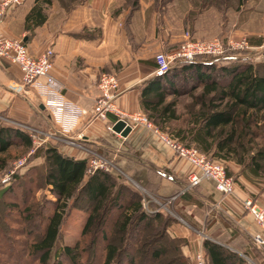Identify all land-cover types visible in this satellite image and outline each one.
I'll list each match as a JSON object with an SVG mask.
<instances>
[{"label":"trees","instance_id":"trees-1","mask_svg":"<svg viewBox=\"0 0 264 264\" xmlns=\"http://www.w3.org/2000/svg\"><path fill=\"white\" fill-rule=\"evenodd\" d=\"M83 1L64 2L69 9ZM140 1L130 0L131 7L136 10ZM51 4L52 0H35L26 16L28 30L46 22L47 9ZM24 41L27 43V40ZM238 52L228 50L223 57L200 55L194 61L176 60L168 71L158 73L144 84L141 89V107L156 126L161 125L160 128H163L178 118L177 101H167V97L189 93L202 86L203 92L199 98L203 100L204 108L197 117L198 124L187 130L179 129L168 134L186 146H198L211 160L236 162L260 175L264 173V150L261 147L249 152L244 139L247 132H239L237 122L240 120L246 126L250 123L259 124L264 119V62L254 65L249 61L250 56ZM209 96L211 101L218 97L219 103L209 101L205 105V99ZM16 146H20L23 153H28L35 147L33 138L26 129L4 125L0 119V173L12 169V161L16 156L10 154H14L13 149ZM37 158L44 161L33 164ZM27 164V171L22 173L17 170L2 181L0 203L7 202L5 205L10 212L17 211L22 216L23 229L33 237L31 241L25 240V244L31 249L32 260L38 259L39 264H49L68 208L71 204L76 206L79 200L85 198L90 206L85 209L88 215L82 238L89 237L94 241L98 239L93 233L98 229V223L106 212L109 228L106 234L111 231L119 237V242L113 243L102 232V256L100 259L96 257L94 263L98 259L99 264H121L124 249L135 252L147 238L150 239L149 242H154L159 237H166L176 244L177 254L165 264H191L183 251L188 243L187 239L172 237L169 232V228L177 221L162 211L147 210L144 206V195L128 185L126 179L103 169L90 174L87 158L69 156L52 144L37 147L29 156ZM148 167L149 174L159 172L152 165ZM226 169L232 175L229 167ZM149 177L146 187L158 195L155 186L151 184L153 177ZM24 180L28 187L24 191L23 205L8 202L7 196L16 189L22 190ZM180 180L183 189L188 186L187 178ZM45 187L55 199L37 201L34 194ZM186 192L187 190L184 194ZM151 230L160 235L157 238L155 235H146ZM81 243L78 241L74 245H66L58 252V257L72 263L78 262L85 251L81 248ZM202 249L207 264H253L245 256L255 264H264V247L255 243L244 250V255L209 238L204 239ZM164 253L163 246L153 249L150 257L158 260ZM129 264H135V260L132 258Z\"/></svg>","mask_w":264,"mask_h":264},{"label":"crops","instance_id":"crops-1","mask_svg":"<svg viewBox=\"0 0 264 264\" xmlns=\"http://www.w3.org/2000/svg\"><path fill=\"white\" fill-rule=\"evenodd\" d=\"M64 1L52 0L46 22L28 30L26 16L35 0H27L9 10L0 24V34L26 39L30 52L36 56L52 49V73L64 86L66 98L79 106L93 109L99 95L100 74L107 71L116 73L119 78L117 107L125 112L143 111L141 89L160 73L155 54L176 49L182 38L178 27L169 25L168 17L165 24H160L149 0H141L136 10L131 7L130 0H84L69 9ZM41 105L35 92L24 89L20 67L0 60V119L4 125L42 128L40 114L48 115L49 112L41 109ZM49 119L52 120L50 114ZM114 120L115 116L110 115L108 120L83 123L74 133L76 145L60 137L48 142L78 159L87 158V149L106 150L114 155V159L120 156L115 168H124L140 186H146L151 175V184L161 198L181 191L179 194L184 196L176 207H179V218L185 224L176 222L169 232L188 240L183 249L191 259L202 249L205 238L227 246L228 237L232 238L229 247L242 252L247 245L236 236L237 233L244 239L263 235L254 217L245 210L243 201L251 197L264 206V188L240 177L235 193L224 197L215 189L213 181L205 179L197 188H190L184 194L180 179L189 181V175L196 172V167L179 157L157 133L142 125L133 126L126 137L114 134L109 129ZM80 132L82 138H78ZM39 159L33 164H41L43 159L36 160ZM148 165L158 168L159 172L149 174ZM228 166L235 172L236 165L230 162ZM221 216L229 219L239 231L227 225L219 228ZM210 218L216 219L212 226L207 225ZM223 234L227 239L221 238Z\"/></svg>","mask_w":264,"mask_h":264},{"label":"rangeland","instance_id":"rangeland-1","mask_svg":"<svg viewBox=\"0 0 264 264\" xmlns=\"http://www.w3.org/2000/svg\"><path fill=\"white\" fill-rule=\"evenodd\" d=\"M149 1L151 2V10L152 12L156 13L160 24L161 23L165 24V18L168 17L170 23L169 25L172 24L175 27H178L182 38L176 44L175 48H178L179 45L185 42L184 40L185 33L189 31L190 32L189 37L192 41H196V40L208 41L209 39L218 38L223 41V43L226 45L227 50L239 51L238 53H244L245 55L250 56L249 61L254 65L260 62L261 63L264 62V0H149ZM258 39L260 42L257 41ZM232 40L234 42H242V41L248 42V48L229 49V44H230L229 42ZM257 42H259L260 44H257ZM257 51H262V52L258 53ZM61 86L63 87V93L65 94L64 86L62 84ZM186 89L190 91L189 88ZM202 90L203 88L202 86H200L195 91H191L189 93H185L177 96L169 95L167 97V101H170L172 99H175L177 101L176 110H177L178 118L172 121L171 123L165 125L163 128L162 127L160 128L161 125L156 126L155 123L150 118L149 120L152 121L153 124L158 129H160V131L169 134L174 133V131L176 132L179 129L187 130L188 128L192 127L194 124H198L197 117L200 113H202V110L204 108V106L202 105L203 100L199 98V95L202 94L203 92ZM210 98L211 96L205 99V105L206 103H209V101L210 102L213 101V103H219L218 97L212 101L210 100ZM40 118H41L40 127H42L39 128L40 130H43L45 131V133H47L55 127L53 120L49 119V114L47 115V113H42L40 114ZM237 127L239 132L241 131L247 132L244 139H245V145L248 147V149H250L249 151L250 153L252 151H256V149L261 147L264 150V119L259 124L250 123L247 124L246 126L243 124V122L239 120L237 122ZM245 127H247L248 129L246 130ZM47 144L50 143L47 142ZM192 146L198 148V146L194 144ZM13 150H14V154H10L11 156L12 155L16 156L15 160L13 161L11 160L13 166L17 161L27 158L26 164L21 168L24 170L19 169V172L21 170V172L24 173L29 168L27 162L30 156L28 154L31 152V150L28 153H23V149L20 146H16ZM99 151L108 160H110V162L114 164V166L116 165L117 162L116 159H119L120 156H117V158L114 159L113 158L114 155H112L108 151L107 152L106 150L102 151L101 149H99ZM17 156H21V157L18 158ZM36 161H40V159L35 160L33 163H35ZM219 162H222L226 167H229L228 163L230 162L227 163L223 161H219ZM232 163L236 165L235 172L231 171L232 172L231 176L234 177L235 184L239 180V178L242 177L248 182L264 188V173L260 175H256L250 169H247L245 166H241L236 162H232ZM10 171L0 173V190L2 189L1 186L2 181L7 178L6 175L9 174ZM109 172H113L114 174L118 175V177H122L126 179L128 185L139 190L144 195V206L147 210L162 211L163 213L173 217L175 221L184 223V221H182V219H180L178 215L180 213L179 207H176V205L181 201V199H183L182 197L184 196L183 193L179 194L181 191L179 193H175L172 196L170 195V197L161 198L158 195H155L146 186L138 185L133 179H131L132 178L131 175H129V173H127V171L124 168H122L121 170L113 168ZM26 187H28V183L24 180L22 190L16 189V191H14L12 194L7 196L6 198L7 201L11 203L13 202L23 205L22 200H24L23 197L25 195L24 191ZM183 187L184 186H182V188ZM195 188H197V186H195ZM189 189L190 188L187 189V192L185 194L189 192ZM183 191L185 192L186 189H184ZM34 195L37 201L40 200L42 202L47 199H55V197L50 193L47 187L40 189ZM5 203L4 204L0 203V264H39L38 259L32 260L33 256L31 253V249L28 247V245L25 244V240L29 239V241H31L33 237H31V234L26 233L25 232L26 230L23 229L24 222L22 220V216H20V213L18 214L17 211L10 212V209L6 207ZM89 206L85 198L79 200L76 206H73L72 204L70 205V208H68L66 216L64 217V221L60 230L59 239L54 249L52 250V255L49 264H56L57 262L58 264H97L98 259L95 263H94V259L96 257L97 258L99 257L100 259L102 256L104 241L103 239H101V237L103 233L105 234L104 235L105 237L106 236L109 237V240L111 242L113 243L119 242V237L117 233L111 232L109 230L110 232L106 234V232L109 229L107 225L108 223L107 212L100 219L98 223V229L95 230L93 233V235L96 236L98 239L94 241L93 238H89V237L88 239L82 238V230L84 228L88 215V212L85 209L89 208ZM221 218H223L224 220L222 219V223L219 224L218 226L219 228H225V226L227 225V227H230L232 230H235L236 232L239 231L235 225H232L229 219L222 216ZM214 220L216 219L210 218L207 222V225L212 226L214 224ZM158 234L160 235V233L158 232L156 233V231H152V230L146 233V235L148 236L155 235L156 238L157 236H159ZM170 235L172 237H176L173 236L171 233ZM231 235L234 236L232 233ZM236 236L239 237L244 244L246 243L247 248L254 245L251 237L249 238L246 237L247 239L246 238L244 239L243 236L238 235V233ZM221 238L224 240L227 239L224 234ZM157 239L158 240L154 242L151 241L149 242L150 240L149 238L143 240L142 247L138 248V250H136L135 252L134 251L132 252L131 250L128 249L127 250L124 249L123 262L121 264H129V261H131L132 258L135 260V264H165L170 258L174 257L177 254L176 244L174 242H170L166 237H159ZM228 239H229L228 243L230 246L231 243L230 241L232 238L230 239L228 237ZM78 241L82 242L81 248L85 249L83 255L82 254L80 255L79 258L80 260L78 262L75 261L72 263L58 257V252H60L63 247H65L66 245H74ZM186 245H188V243ZM163 246L165 248V253L163 254V256L158 260L152 259L150 257V254L151 252H153V249H157ZM199 251H203V249H200ZM198 252H196L193 259L185 255L187 258H189L191 264H196V255ZM243 252L244 251L239 253L244 255ZM245 257L248 258L250 262L255 264L249 257L247 256ZM205 264H207L206 260H205Z\"/></svg>","mask_w":264,"mask_h":264},{"label":"built area","instance_id":"built-area-1","mask_svg":"<svg viewBox=\"0 0 264 264\" xmlns=\"http://www.w3.org/2000/svg\"><path fill=\"white\" fill-rule=\"evenodd\" d=\"M26 1L0 0V24L9 10L23 5ZM189 34L190 32L187 31L184 37L185 42L173 51L156 52L155 61L158 72L168 71L176 60L194 61L200 55L211 57L226 55L228 50L221 39L192 41ZM229 43V49L248 48V42L245 41L234 42L232 40ZM0 60L4 64H17L20 67L24 89L35 92L55 124V129L47 133L37 128L22 126L30 133L35 145L28 155L33 154L37 147L46 144L48 141L58 140L59 137L71 145H76L74 133L83 123L90 124L97 119L108 120L110 115H114L115 120L109 124V129L114 134L121 135L113 130L115 123L120 120L131 127L142 125L157 133L162 140L174 149L179 157L196 167V172L189 175V184L184 189L198 186L205 179H209L214 182L215 189L224 197L235 193V179L228 174L224 163L211 160L199 148L186 146L168 133L160 131L143 111L125 112L117 107L116 100L120 95V83L116 73L103 72L101 74L98 81L99 95L93 109L88 110L67 99L63 93V87L52 74L54 66V51L52 49H47L41 55L36 56L30 52L28 44L23 39L0 34ZM82 137L83 133L80 132L78 138ZM87 154L88 173L92 174L99 169L105 171L115 169L114 164L98 149H87ZM26 161L27 158L17 161L6 177L21 169ZM243 206L263 230V235L258 234L252 237L254 243L262 247L264 246V206L251 197L244 199ZM196 264H205L203 251L197 253Z\"/></svg>","mask_w":264,"mask_h":264},{"label":"water","instance_id":"water-1","mask_svg":"<svg viewBox=\"0 0 264 264\" xmlns=\"http://www.w3.org/2000/svg\"><path fill=\"white\" fill-rule=\"evenodd\" d=\"M26 40V39H25ZM41 109H45V106L42 104L40 106ZM113 130L116 133L121 134L123 137H126L129 135V133L132 131V127L130 125H127L126 122L120 120L118 122L115 123V125L113 126ZM227 246V245H225ZM229 247V246H227ZM230 248V247H229Z\"/></svg>","mask_w":264,"mask_h":264}]
</instances>
